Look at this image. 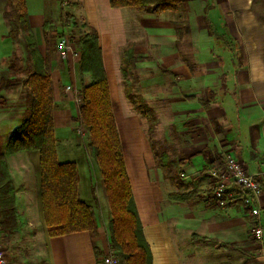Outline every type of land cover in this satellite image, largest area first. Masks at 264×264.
<instances>
[{
	"label": "crops",
	"instance_id": "crops-1",
	"mask_svg": "<svg viewBox=\"0 0 264 264\" xmlns=\"http://www.w3.org/2000/svg\"><path fill=\"white\" fill-rule=\"evenodd\" d=\"M48 1L44 5L36 2L34 7L30 0L29 7L25 0L29 28L42 57L46 56L43 24H59L63 8L57 0L53 3L56 9H52L56 21L45 20L44 9L53 5ZM183 1L190 11L187 17L191 38L189 44L180 45L193 46L195 52L182 50L166 13L156 16L112 8L108 0H67V11H62L71 13L76 20L81 17L83 29L97 35L123 163L151 264H188L190 259L196 264H264V193L258 199L260 241L251 237L255 219L243 202L246 193L238 191L239 196L234 194L225 207H218L213 198H208L213 189L208 169L224 155L234 157L252 175L259 173L264 157V0ZM7 4V0L0 1V80L5 81L0 90L4 103L0 105V154L13 184L16 211L15 228L0 227V244L7 264H101L100 258L109 247L108 233L101 232L96 222L94 236L87 231L49 236L40 200L39 152L6 150L10 133L28 109L25 101L29 94L21 87L25 75L8 68L13 40L7 36L3 17ZM125 17L134 20L130 38ZM142 19L148 29L141 24ZM140 41L152 47H175L172 59L161 71L173 79L178 73L181 82L177 86L187 90L182 88L179 97L169 102L172 125L181 122L175 131L184 136L176 148L177 156L162 152L170 160L166 165L171 167L169 175L168 170L157 165L151 137L138 108L126 95L120 72L121 50L128 43H133L135 49ZM54 52L49 54L46 68L51 81L57 158L59 162L75 163L79 197L95 213L91 164L81 157L71 139L81 96L76 75L79 57L61 59L57 47L58 59L52 60ZM174 58L181 60L180 65ZM8 72L24 77L18 82ZM17 84L19 89H13ZM81 170L91 183L92 193L87 200L81 196ZM28 173H32L31 184L27 183ZM82 190L85 194L84 186ZM189 192L193 194L186 202L168 198L171 193Z\"/></svg>",
	"mask_w": 264,
	"mask_h": 264
},
{
	"label": "trees",
	"instance_id": "trees-1",
	"mask_svg": "<svg viewBox=\"0 0 264 264\" xmlns=\"http://www.w3.org/2000/svg\"><path fill=\"white\" fill-rule=\"evenodd\" d=\"M60 4L63 0H59ZM112 8H127L159 16L168 13L175 31L177 43L189 44V23L183 0H108ZM9 9L3 12L12 40L20 36L28 66L21 67L16 58L10 59L8 68L24 74L21 87L28 91L30 103L28 115L10 133L6 150L8 153L38 150L40 171V200L47 234L51 237L74 232L97 233L93 208L84 203L78 194V171L74 162H59L56 153V138L53 124V101L51 81L46 60L54 52L56 27L45 21L43 36L46 56L37 49L27 20L25 0H7ZM59 25L66 29L77 25L76 18L61 9ZM61 35H63L61 33ZM187 39V41H186ZM77 74L81 102L78 106V121L88 133V149L101 176L102 186L110 211L108 221L109 246L118 251L125 264H151L149 246L144 240L126 175L119 139L113 119L106 76L102 68L97 35L87 32L79 38ZM134 44L128 43L121 50L120 72L125 82V92L132 77L135 63ZM5 81L0 80V90ZM210 94H212L210 92ZM209 94V95H210ZM208 102V101H207ZM206 102V103H207ZM205 103V102H204ZM203 103V104H204ZM0 105L4 106L0 99ZM151 146L154 144L150 139ZM157 165L171 174L170 160L157 154L153 148ZM172 175L173 172H172ZM13 184L7 172L6 161L0 154V227L11 230L16 226ZM240 192V189H235ZM213 189L209 192L212 199ZM193 192L171 193L168 198L175 202H186ZM226 247V245H221ZM232 248V246H230ZM98 256V253L95 252Z\"/></svg>",
	"mask_w": 264,
	"mask_h": 264
},
{
	"label": "rangeland",
	"instance_id": "rangeland-1",
	"mask_svg": "<svg viewBox=\"0 0 264 264\" xmlns=\"http://www.w3.org/2000/svg\"><path fill=\"white\" fill-rule=\"evenodd\" d=\"M0 1L1 3H4V0H0ZM27 1L30 7L31 6L30 0H27ZM32 1L34 2L32 3L34 7H35L36 2H39L40 4H43V5L47 3V0H32ZM56 1L57 0H49L48 3L50 2L53 4V3H56ZM68 4L63 6L64 9L61 7L60 8L62 10L67 11L65 7H67ZM7 7L9 9L8 4H7ZM184 7L188 15L190 12L189 7L187 5H184ZM52 9H56L55 4H53L52 7L49 6L48 10L47 8L44 9L45 20H49L51 22L54 20L53 22H55L56 18L54 19L55 16L53 14ZM137 12L139 11L137 10ZM131 21H134V20H129V17H125L126 30L129 35V38H130ZM81 24H83L81 17L77 19V25L75 27L69 25L66 29H62L61 27L59 28L60 25L58 23L53 24V26L58 27V28L56 29V32L53 34L55 35L54 37L55 52L54 54H51L50 59L54 60L58 57L56 55V51L58 47L57 43L59 42L60 38L63 35H66L68 37L69 43L73 46V48H75L78 51L79 38H81L82 36H84V34L88 32V29H83L84 26ZM132 24L134 23L132 22ZM141 24H144L145 26L143 27H146L148 29L149 25H147V22L145 20L142 19ZM61 33L63 35H61ZM187 38L189 40L191 36ZM11 42H12V47H13L11 58H16L18 60V64L21 67L23 68L26 67L28 65V61L26 60L25 51H24L23 42H22L21 37L19 36L18 39L13 40ZM136 44L137 46L135 47L134 51H135V54L139 56L141 60L135 64L132 77H130L129 84L127 86V92L130 96L131 104L136 106L139 110V113L142 115L143 117L142 120L145 124V127L147 128L149 136L154 141L153 148L157 152V154H161L162 152L164 153L166 152L170 154L173 152L175 156H177L178 154H177L176 148L180 147V145L183 142L184 136L175 131L180 126L179 124L181 122H178V124L176 125H172L173 119H172V116L169 115V104H170L169 102L171 99L179 97V92L182 90V88L184 92L185 91L187 92V90L185 89V87L177 86V84L181 82V78L178 73H175L176 68L172 70L176 74L175 79L171 78L170 76H168V74L161 71V68L163 67V65H165L166 62L172 59L175 47L171 44L168 46V49L163 48L160 45H155L152 47L148 45H142L141 41ZM180 47H182V45H180ZM182 50L189 51V52H192V51L195 52L193 46L189 48L185 45L184 47H182ZM184 55L186 58L189 57L188 59H190V55L188 57L186 54ZM174 60L176 63L180 65L181 60H179L178 58H174ZM0 67H3V66L0 64ZM8 73L9 75H12L13 77H15L18 80V82L24 77L23 75H14L11 72H8ZM0 74H3V71H1ZM76 75H77V81H78L77 71H76ZM17 85L18 86H15L13 89H16L17 87H18L17 89H19V84ZM198 88H202V87H198ZM29 103H30V95L26 94V101H25L26 108H28ZM166 109H168V111ZM24 114L25 116L28 115V109ZM75 122L76 123L74 125L73 135L71 138L73 140L72 143L74 145L76 144L75 146L79 149L78 152L79 154H81V157L87 158L89 161V164H91V170H92L91 178L93 179V182H92L93 193H95V196H96V199L93 197L91 198L94 201L95 220L98 224L99 230L103 233L104 232L108 233V221L110 219V211H109V207L106 201V196H105V192L102 186V182L100 180L101 176L98 172L95 162L92 159L91 154L88 149V139H89L88 133L83 129L80 122L78 121V118H77V121L75 119ZM59 144L60 142H58V146ZM69 149L70 147L68 146V150ZM71 158L75 159V155H72ZM27 181H28L27 183L29 184L32 183V173L30 174L29 178H27ZM85 181H87V183H85ZM80 186H81V196L84 200H87V197L92 193L91 183L90 181L86 180L83 177L82 170L80 172ZM83 186L85 188V194L82 190ZM252 233L253 231L251 232V234ZM251 237L253 238V235ZM4 243H7V240L5 238H4ZM114 251L116 255L119 257L120 263L125 264L122 257L119 255L118 251L116 250ZM188 264H196V262L195 261L193 262V260L190 259Z\"/></svg>",
	"mask_w": 264,
	"mask_h": 264
},
{
	"label": "built area",
	"instance_id": "built-area-1",
	"mask_svg": "<svg viewBox=\"0 0 264 264\" xmlns=\"http://www.w3.org/2000/svg\"><path fill=\"white\" fill-rule=\"evenodd\" d=\"M67 0L61 2V6H65ZM59 56L61 59L77 58L79 52L69 43L68 37L63 35L59 42ZM81 102V96L79 104ZM260 171L256 175L249 174L245 171L238 160L229 154L224 155L220 161L212 164L208 173L213 182L212 198L218 207H225L227 203L234 197L235 188L247 195L242 197L246 207L249 208L250 216L255 219L253 228V237L256 241L262 238V229L257 221L259 216V197L264 193V157L260 164ZM101 264H121L119 257L115 251L109 246L100 258ZM0 264H7V258L3 247L0 244Z\"/></svg>",
	"mask_w": 264,
	"mask_h": 264
}]
</instances>
